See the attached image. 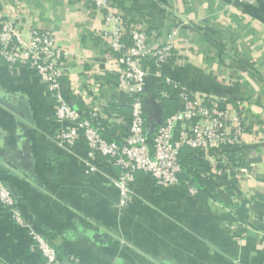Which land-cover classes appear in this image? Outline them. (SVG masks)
<instances>
[{"label": "crops", "instance_id": "obj_1", "mask_svg": "<svg viewBox=\"0 0 264 264\" xmlns=\"http://www.w3.org/2000/svg\"><path fill=\"white\" fill-rule=\"evenodd\" d=\"M109 1L145 28L152 48L175 46L177 55L161 68L142 66L150 134L182 107L183 89L222 108L242 102L245 166L233 169L224 156L209 164L227 178L196 198L187 182L158 187L139 173L129 206L120 209L119 170L88 156L84 141L60 148L46 86L28 67L0 59V182L22 218L16 226L0 203V264H44L35 234L56 248L57 264H264V0ZM0 14L26 39L33 29L53 34L65 52L67 102L126 126L131 100L117 86L121 65L103 39L104 10L88 0H0Z\"/></svg>", "mask_w": 264, "mask_h": 264}, {"label": "built area", "instance_id": "obj_2", "mask_svg": "<svg viewBox=\"0 0 264 264\" xmlns=\"http://www.w3.org/2000/svg\"><path fill=\"white\" fill-rule=\"evenodd\" d=\"M96 8L106 12L103 39L113 53L119 56L118 88L131 100L132 120L128 134L120 136V142H109L103 137L104 128L97 120H106L98 109L90 110L88 117L78 111L62 95L64 76V50L53 34L33 29L29 38L14 21L0 14V59L10 68L28 67L46 86L56 102V122L60 126L58 144L68 149L84 141L88 156L97 154L119 170L114 186L119 192V208L126 209L133 196L139 173L151 177L158 187H176L181 184L180 155L184 149L197 150L211 166L222 160L226 151H240L247 122L240 116L243 103L222 108L210 96L196 95L183 89L180 94L182 107L161 124L153 135L152 145L147 135L150 130L145 120L146 75L144 63L157 68L177 55L175 46L152 48L143 26L125 20L117 14L109 0H88ZM166 97L167 94H165ZM240 112V113H239ZM244 114V113H243ZM90 168V171H94ZM246 173V171H244ZM223 172L218 171L221 175ZM189 194L196 198L197 188L187 183ZM0 203L8 209L16 226L22 225L21 215L11 190L0 182ZM36 248L45 260L44 264H57L58 252L41 234L34 235Z\"/></svg>", "mask_w": 264, "mask_h": 264}, {"label": "trees", "instance_id": "obj_3", "mask_svg": "<svg viewBox=\"0 0 264 264\" xmlns=\"http://www.w3.org/2000/svg\"><path fill=\"white\" fill-rule=\"evenodd\" d=\"M161 101L165 104L164 98H160ZM83 113L84 117H88L87 111H80ZM132 112V110H131ZM132 117L126 118V126L120 128L115 126L114 124H109L106 120L99 118L97 121L100 122L104 128V133L102 134L103 137L109 141H116L120 142V134H128L130 125H131ZM148 142L150 146L152 145L153 135L148 134ZM224 157L229 161V166L231 168L242 167L245 166L242 163V159H240V152L239 151H226L224 153ZM180 166L182 169V174L180 175V181L181 183L187 182L190 184H195L198 189V196L199 193L211 192L216 190L218 182L225 180L227 178V174L224 172L221 175H217L208 162H206L203 158V154L197 150L192 149H184L180 155ZM225 165V164H224ZM223 164L219 162V165L217 168H224ZM232 169V170H233ZM44 260V259H43ZM45 263V261H44Z\"/></svg>", "mask_w": 264, "mask_h": 264}]
</instances>
